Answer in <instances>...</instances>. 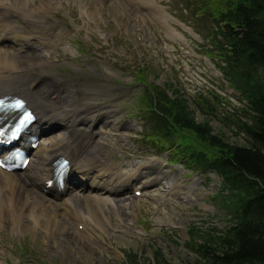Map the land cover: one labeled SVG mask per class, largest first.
I'll list each match as a JSON object with an SVG mask.
<instances>
[{
  "label": "rangeland",
  "instance_id": "obj_1",
  "mask_svg": "<svg viewBox=\"0 0 264 264\" xmlns=\"http://www.w3.org/2000/svg\"><path fill=\"white\" fill-rule=\"evenodd\" d=\"M183 1L53 0L56 4L45 16V24L60 29L61 34L57 46L50 47L51 54L45 59L59 64L45 67L46 72L34 70L33 74L44 75L40 81L54 86H58L55 81L63 83L59 75L71 79L79 86L77 103L71 112L80 111L85 119L79 124L84 127H79L76 133L80 137L94 133L93 144L100 139L110 146L105 148L108 157L130 163L127 168L133 171L140 170L145 163L146 172L128 184L127 192L115 195L125 198L127 205L117 207L108 202L100 206L106 210V217L99 225H95L96 220L99 222L97 209L91 208L95 220L90 221V226L97 235L84 240L86 244L79 247L72 241L67 247L69 259L63 256L65 246L55 242L61 235L46 233L45 219L38 225L33 219H26L23 228L15 227L13 220L4 221L0 225V264H132L131 256L135 253L139 264H163L155 249H160L164 261L170 264H186L197 255L185 241L192 224L201 228L210 224L224 227L223 210L212 197L221 188L218 174L173 161L168 147L159 149L143 136L141 95L145 84L136 76L138 66L147 67L145 79L152 83L163 85L169 79L174 80L193 106L199 91L202 94L214 91L227 98V103L239 102L234 95L237 91L226 85L212 59L201 50L200 44H206L208 38L204 24L197 18L190 22ZM153 3H158L169 18H158ZM40 28L47 31L46 27ZM50 74L56 77L55 81H49ZM86 81L95 84L89 91H94L92 95L82 89ZM195 108L201 119V110ZM210 120L215 128L225 130L230 141H245L242 133H235L218 116L210 115ZM93 121L97 122L85 131ZM57 123L41 138L64 128V123ZM157 175L159 178L141 186L145 178L155 179ZM76 176L75 180L80 179L79 174ZM137 184L144 187L143 194L135 193ZM166 185H173V190H169L170 186L166 189ZM70 191L69 195L79 189L74 187Z\"/></svg>",
  "mask_w": 264,
  "mask_h": 264
},
{
  "label": "trees",
  "instance_id": "obj_2",
  "mask_svg": "<svg viewBox=\"0 0 264 264\" xmlns=\"http://www.w3.org/2000/svg\"><path fill=\"white\" fill-rule=\"evenodd\" d=\"M183 2L188 15L204 24L208 38L201 50L238 92L239 102L199 91L193 106L174 80L152 83L145 79L147 67L138 66L136 76L145 84L143 135L159 149L168 147L185 167L213 170L221 178L212 197L226 223L188 228L185 241L197 255L186 264H264V0ZM210 115L242 133L245 141H230ZM155 254L170 264L160 249ZM137 259L135 253L131 263L139 264Z\"/></svg>",
  "mask_w": 264,
  "mask_h": 264
},
{
  "label": "bare ground",
  "instance_id": "obj_3",
  "mask_svg": "<svg viewBox=\"0 0 264 264\" xmlns=\"http://www.w3.org/2000/svg\"><path fill=\"white\" fill-rule=\"evenodd\" d=\"M19 1L20 3L16 0H0V93L17 94L36 111L37 120L29 126L30 133H44L46 124L48 128L51 121L56 124L64 123V128L54 135L42 138L37 146L28 144L31 149V161L22 171L12 172L0 166V225L4 221L13 220L12 224L15 227L23 228L26 227V219H33L36 224H39L41 219H45L46 233L61 235L55 242L61 247L65 246L66 251L63 252V256L69 259L67 247L72 241H75L79 247L94 237V231L90 230L89 226L90 221L95 220L91 208L95 206L97 209L99 222L96 220L95 224L99 225L103 221L101 219L106 217V210L100 206L107 205L108 202L117 207L127 205L125 198L116 196L125 192L128 184L135 182L146 172V164L140 165V170H130L127 168L130 163L108 157L105 150L110 146L107 142L102 143L98 139L93 144L92 136L80 137L76 133L80 122L85 119L80 111L72 113L68 110H72L71 108L77 103L75 95L79 86L64 75H59L62 84L58 86L46 84L33 75L34 72L32 73V70L38 69L46 72L45 67L59 64L45 59L48 58L49 47L57 46L56 43L60 38V29L50 28L45 24V16L49 15L48 12L56 3L53 0ZM151 6L159 17L165 20L169 18L158 3H153ZM40 27H47V31L43 32ZM6 41H10V44L7 45ZM5 70H9V73L5 74ZM94 85L93 82L86 81L82 89L92 95L94 91H89ZM12 115L10 112L0 113V116L7 118ZM91 124L92 122L87 128H90ZM62 155L69 160V176L81 173L82 178L85 179L83 184H68L67 181L62 190L53 189V183H50L55 167L53 162ZM157 178L158 175L155 179L153 176L147 177L141 186ZM173 185L165 187L168 189L170 186L169 190L172 191ZM74 187L79 191H73L69 195ZM86 189L88 192L84 191ZM63 191L68 195L59 201L58 198ZM117 210L121 211L120 208ZM81 219L86 220L85 225L82 228L77 225L75 227L76 222H83Z\"/></svg>",
  "mask_w": 264,
  "mask_h": 264
}]
</instances>
